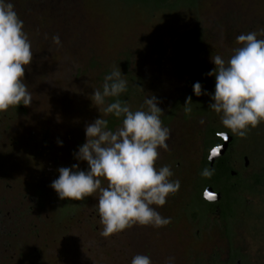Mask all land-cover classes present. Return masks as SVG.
I'll return each instance as SVG.
<instances>
[{
    "label": "rangeland",
    "instance_id": "1",
    "mask_svg": "<svg viewBox=\"0 0 264 264\" xmlns=\"http://www.w3.org/2000/svg\"><path fill=\"white\" fill-rule=\"evenodd\" d=\"M12 3L31 41L33 56L24 82L32 101L0 112V264H130L137 253L148 255L152 264L162 263L154 248L168 242L169 224H134L104 237L95 208L99 192L79 201L60 199L50 182L59 167L76 163L87 168L73 153L86 139L85 125L107 118L90 94L114 70L127 81L126 102L132 110H147L148 96H155L162 110L160 119L170 136L168 149H158L156 167L169 165L174 180L195 178L206 130L233 133L208 108L209 96L193 94L192 85L201 78H190L214 68L210 58L215 55L227 60L239 34L264 29V0ZM53 35H59L60 45L52 42ZM206 77L209 84L202 81V90L212 92L214 76ZM189 96L192 111L185 112ZM233 135L234 151L243 153L241 163L248 157L240 171L243 185L235 192L239 211L264 221V183H252L254 174H264V122L246 137ZM233 169H239L236 163ZM177 201L166 198L164 205L152 207L162 217H178L183 206ZM214 218L210 216L209 226ZM181 220L171 224L183 228Z\"/></svg>",
    "mask_w": 264,
    "mask_h": 264
},
{
    "label": "clouds",
    "instance_id": "2",
    "mask_svg": "<svg viewBox=\"0 0 264 264\" xmlns=\"http://www.w3.org/2000/svg\"><path fill=\"white\" fill-rule=\"evenodd\" d=\"M23 25L12 0H0V112L10 106H28L32 101L24 74L33 51ZM259 35H264V29L241 33L236 37L238 46L227 60L221 55L210 58L214 68L206 75L214 76L212 92L202 90L199 81L192 85L194 95L210 97L208 108L220 116L222 126L242 138L264 122V39ZM51 39L61 44L59 35ZM121 76L120 70L106 74L101 87L90 94L92 104L102 106L105 115L122 117L120 125L109 128L108 120L101 116L86 124V139L73 156L85 161L87 168L81 170L76 163L59 167L58 176L49 185L60 199L79 201L99 192L95 208L104 237L134 224L154 228L169 224L171 217H162L152 205H164L169 194L180 186L178 179H172L169 165L156 167L158 149H168L170 136V129L160 119L162 110L156 97L145 98L147 110L143 106L132 110L120 99L106 103L107 97H119L127 90V81ZM190 102L191 97H186L185 112L192 111ZM57 144L62 141L57 140ZM213 172L206 167L201 175L210 178ZM101 177L106 186H102ZM174 259L169 257L166 264H174ZM130 264L152 262L148 255L137 253Z\"/></svg>",
    "mask_w": 264,
    "mask_h": 264
},
{
    "label": "flooded vegetation",
    "instance_id": "3",
    "mask_svg": "<svg viewBox=\"0 0 264 264\" xmlns=\"http://www.w3.org/2000/svg\"><path fill=\"white\" fill-rule=\"evenodd\" d=\"M221 134H227L231 140L223 155L210 164V151L224 144ZM234 146L235 136L230 132L206 130L195 178L178 179L179 189L167 197L172 201L177 199L183 206L178 217L171 216V222L182 219L184 227L176 228L169 223L164 236L168 242L154 248L161 252L162 263L159 264H164L169 257L175 258L174 264H264V227L261 226L264 221L246 210L239 211L241 205L235 198V192L243 185L240 171L246 169L248 157L243 156L241 163L243 153L235 152ZM233 163L239 169L234 170ZM206 167L214 169L210 178L201 175ZM262 182L264 174L252 176L254 185ZM207 188L218 194L217 200L209 201L204 197ZM210 216L215 217L213 226H209Z\"/></svg>",
    "mask_w": 264,
    "mask_h": 264
},
{
    "label": "trees",
    "instance_id": "4",
    "mask_svg": "<svg viewBox=\"0 0 264 264\" xmlns=\"http://www.w3.org/2000/svg\"><path fill=\"white\" fill-rule=\"evenodd\" d=\"M165 1L166 0H157V5H161V3L165 2ZM202 73L204 74V72H202ZM204 75L200 76V73H199V74L193 76L190 79H196V78L199 77V78H201L200 79L201 83L203 81V83L207 85V84H209V79H208V77H206L207 76L206 74H204ZM190 79H188L187 82L185 83V87L187 86V84H188ZM127 97H128V88H127V90L125 92L121 93L119 95V97H109L108 100H107V103L112 102L114 99H120L123 102V101L127 100ZM179 105H180V102L178 101V103L176 104V108L179 107ZM106 119L108 120V127L113 129L117 124L120 123L122 117L121 118H116V117H114L111 114H107V118ZM165 121H167V119Z\"/></svg>",
    "mask_w": 264,
    "mask_h": 264
},
{
    "label": "water",
    "instance_id": "5",
    "mask_svg": "<svg viewBox=\"0 0 264 264\" xmlns=\"http://www.w3.org/2000/svg\"><path fill=\"white\" fill-rule=\"evenodd\" d=\"M221 137H223L224 139V144L220 147H214L213 149H216L215 152H213V149L210 151L209 153L210 164L213 162L215 158L223 155L226 145L231 140V137H229L227 134H221ZM204 197L209 201H215L218 199V194L214 193L211 188H207L204 192Z\"/></svg>",
    "mask_w": 264,
    "mask_h": 264
},
{
    "label": "snow or ice",
    "instance_id": "6",
    "mask_svg": "<svg viewBox=\"0 0 264 264\" xmlns=\"http://www.w3.org/2000/svg\"><path fill=\"white\" fill-rule=\"evenodd\" d=\"M216 151V149H213V152H215Z\"/></svg>",
    "mask_w": 264,
    "mask_h": 264
}]
</instances>
